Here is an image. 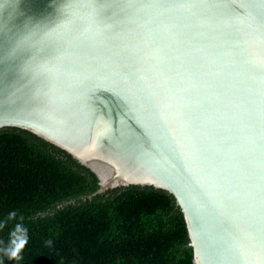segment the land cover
Masks as SVG:
<instances>
[{
    "label": "water",
    "instance_id": "1",
    "mask_svg": "<svg viewBox=\"0 0 264 264\" xmlns=\"http://www.w3.org/2000/svg\"><path fill=\"white\" fill-rule=\"evenodd\" d=\"M170 195L193 264H264V0H0V131Z\"/></svg>",
    "mask_w": 264,
    "mask_h": 264
},
{
    "label": "trees",
    "instance_id": "2",
    "mask_svg": "<svg viewBox=\"0 0 264 264\" xmlns=\"http://www.w3.org/2000/svg\"><path fill=\"white\" fill-rule=\"evenodd\" d=\"M75 160L32 133L0 131V221L17 211L29 242L0 264H193L174 199L151 187L108 191ZM17 220L0 227V247ZM51 240L52 245L46 242Z\"/></svg>",
    "mask_w": 264,
    "mask_h": 264
},
{
    "label": "clouds",
    "instance_id": "3",
    "mask_svg": "<svg viewBox=\"0 0 264 264\" xmlns=\"http://www.w3.org/2000/svg\"><path fill=\"white\" fill-rule=\"evenodd\" d=\"M17 216V211H10L6 219L0 221V227H3L7 222L17 220L8 232L7 243L4 244L3 247H0V252H2L3 256L9 261H20L23 258L22 253L29 242L28 228L22 222L23 217L20 216L19 219H17ZM46 243L49 246L52 245L51 240Z\"/></svg>",
    "mask_w": 264,
    "mask_h": 264
}]
</instances>
